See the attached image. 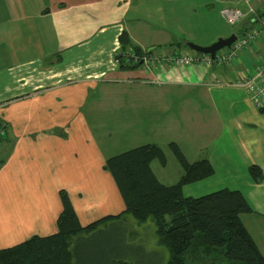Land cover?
Wrapping results in <instances>:
<instances>
[{"label":"crops","instance_id":"0c3cea01","mask_svg":"<svg viewBox=\"0 0 264 264\" xmlns=\"http://www.w3.org/2000/svg\"><path fill=\"white\" fill-rule=\"evenodd\" d=\"M32 1L33 9L0 0V251L56 234L62 192L82 227L121 214L105 164L129 150L159 146L166 164L154 161L151 170L162 185L176 184L183 170L173 143L187 162L213 169L183 195L240 191L253 211L240 220L264 256V109L237 84L264 62V40L211 68L120 70L115 61L123 31L140 56H171L186 52L180 43L205 47L223 34L195 33L194 19L213 3L241 9L243 32L256 27L264 0ZM251 165L262 171L259 184Z\"/></svg>","mask_w":264,"mask_h":264},{"label":"trees","instance_id":"16d2710c","mask_svg":"<svg viewBox=\"0 0 264 264\" xmlns=\"http://www.w3.org/2000/svg\"><path fill=\"white\" fill-rule=\"evenodd\" d=\"M240 3L246 6L243 1ZM257 15L264 16V12ZM240 30L236 34L241 33ZM118 41V69L141 67L140 60H126L125 56L132 52L140 54L125 31ZM180 46L188 49L183 43ZM169 147L183 170L176 184L162 185L151 170L154 161L161 166L166 164L157 145H145L111 157L106 161L105 169L113 177L125 204L121 214L82 227L62 192L63 210L57 220V233L48 237L34 236L1 250L0 264H130L124 259L127 253L120 249L123 248V237L117 235L119 221L127 217L138 224H154L157 243L169 253L167 264H185L186 253L190 255L191 264L195 260H191L192 253L199 246L207 252L219 251L229 263L264 264V256L240 220V215L253 212L242 193L222 189L198 198L185 197L183 187L210 177L213 169L207 160L189 163L177 145L171 143ZM248 174L256 184L263 181L262 171L256 165L248 167ZM104 231L109 235L115 232L112 235L114 241L92 245L93 237L103 235Z\"/></svg>","mask_w":264,"mask_h":264},{"label":"rangeland","instance_id":"374dc122","mask_svg":"<svg viewBox=\"0 0 264 264\" xmlns=\"http://www.w3.org/2000/svg\"><path fill=\"white\" fill-rule=\"evenodd\" d=\"M26 1L28 2L27 4L30 5L29 8L33 9L35 4L32 2L34 1L32 0H26ZM233 3L237 5L240 2L233 1ZM227 5H229V2L227 3ZM223 7L224 6L220 4L213 3V6H209L208 11H205L203 13L205 17H203L200 14H197L194 21L196 24L200 25V27H196L195 33L201 34L206 30L209 32L214 31L216 34L223 33L219 37L215 38L214 42L219 38H227L231 34L238 33V30L243 26V22L235 25L226 24L220 17V10ZM172 40L174 45L176 46L178 45L176 43L181 42V40L176 37H172ZM185 51L188 53H194L188 49H186ZM119 223L120 225H118ZM119 223L117 225L120 231H117V235L118 237L120 236L123 237L122 238L123 248L120 247V249L127 253L126 256L124 257V259H126L127 262H129L130 264H167L168 263L169 253L165 248H163L157 243L155 226L153 223L146 222L143 224H138L130 217H127L119 221ZM112 235H115V232L109 235L108 231H104L103 235H98V234L95 235L91 243L94 242L92 245H97L102 243L108 244L114 241L115 239L114 238L115 236ZM188 258L190 259V255L186 253L183 257L185 264H190ZM193 258H195V260ZM191 260H194L193 262H191V264H237L233 262L229 263L225 259V257L217 250H212L210 252H207L200 246L197 247V251L192 253Z\"/></svg>","mask_w":264,"mask_h":264},{"label":"built area","instance_id":"2783aa9c","mask_svg":"<svg viewBox=\"0 0 264 264\" xmlns=\"http://www.w3.org/2000/svg\"><path fill=\"white\" fill-rule=\"evenodd\" d=\"M236 2H244L246 6L249 7L251 1L256 0H234ZM260 1V0H258ZM248 12L252 13V9L248 8ZM220 15L223 21L229 25H235L241 23L245 15L239 8H224L220 11ZM253 22L256 23V27H251L248 30L236 35V40L232 43L231 47L219 51L215 54L214 58H211L208 54L203 53H188V52H178L174 55H166L164 53L154 52L150 54L143 53L142 56L136 55L135 53H130L125 56L126 60H132V62H137L140 60L141 64L145 68L152 67L159 64H170L173 67H188L191 65H200L203 67L211 68L214 65H224L229 64L236 59H238L239 54L245 50L250 49L251 46L259 39L264 40V16H259L256 14L253 17ZM193 52V51H192ZM119 54L117 53L115 57ZM116 63L118 61L115 58ZM246 92L250 95L252 103L259 110L264 109V62L262 65L255 69L252 75H248L237 82Z\"/></svg>","mask_w":264,"mask_h":264},{"label":"water","instance_id":"95a60500","mask_svg":"<svg viewBox=\"0 0 264 264\" xmlns=\"http://www.w3.org/2000/svg\"><path fill=\"white\" fill-rule=\"evenodd\" d=\"M236 40V35L231 34L227 38H219L209 46H198L190 42L183 43V46L196 53H203L210 55L211 58L215 57V54L223 49L231 47L232 43Z\"/></svg>","mask_w":264,"mask_h":264},{"label":"bare ground","instance_id":"6f19581e","mask_svg":"<svg viewBox=\"0 0 264 264\" xmlns=\"http://www.w3.org/2000/svg\"><path fill=\"white\" fill-rule=\"evenodd\" d=\"M262 60H264V59H262Z\"/></svg>","mask_w":264,"mask_h":264}]
</instances>
